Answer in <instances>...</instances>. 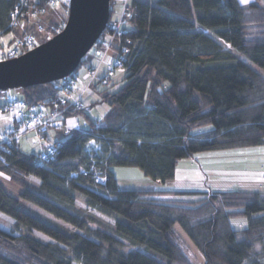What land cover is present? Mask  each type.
Here are the masks:
<instances>
[{
    "label": "trees",
    "instance_id": "1",
    "mask_svg": "<svg viewBox=\"0 0 264 264\" xmlns=\"http://www.w3.org/2000/svg\"><path fill=\"white\" fill-rule=\"evenodd\" d=\"M49 2L0 0V36L13 32L30 7L40 12ZM129 5L133 16L111 45L118 55L115 66L125 69L121 83L110 89L108 76L97 74L89 83L102 85L98 95L109 106L103 120L94 123L82 99L65 109L58 105L64 109L57 117L62 127L47 132L52 129L64 142L47 160L22 151L20 137L8 139L25 116L0 134L6 137L0 140V172L20 187L19 199L6 193L0 179V214L12 220L9 232L0 227V264H192L170 238L176 222L201 251L202 264H264V247L253 251L255 244L264 245V192L121 188L113 168L137 167L166 182L174 178L177 161L195 152L264 144V4L130 0ZM62 6V20L48 25L49 37L64 25L68 3ZM107 31L90 49L93 54L102 50ZM89 59L86 53L80 64ZM76 70L65 79L17 90L24 113L37 107L48 116L54 99L71 94ZM5 94L1 102L14 98ZM78 113L87 129H65V118ZM47 132L38 136L46 138ZM238 216L247 218L239 230L230 225Z\"/></svg>",
    "mask_w": 264,
    "mask_h": 264
},
{
    "label": "rangeland",
    "instance_id": "2",
    "mask_svg": "<svg viewBox=\"0 0 264 264\" xmlns=\"http://www.w3.org/2000/svg\"><path fill=\"white\" fill-rule=\"evenodd\" d=\"M123 0H114L112 3V13L111 18L116 17L121 9ZM242 2V0H240ZM259 3L260 0H257ZM249 2V0H248ZM64 3H60L59 7L50 6L43 7L40 12L33 11L30 7V11L25 12V18L18 20L17 25L14 26V30L19 33L18 37H23L25 34H33L34 42L30 48L46 40L49 37L50 32L48 31V25L50 22L58 23L62 20V12ZM68 8V6H67ZM67 17V15H66ZM23 23H26L25 25ZM22 24V27L20 26ZM24 26V27H23ZM13 35V34H12ZM13 39V36H11ZM104 40H107V35L105 34ZM13 44V42L11 41ZM9 44V45H12ZM4 45L2 49H5ZM10 47V46H9ZM225 47H228L227 45ZM29 48V49H30ZM28 47H25V50ZM89 56V61L80 64L77 68L76 73L78 75L75 81V88H77V93L74 96L79 97V100H83V108L88 113L89 117L94 120L92 113H95V120H99L101 114L103 116L108 112L109 106L105 102L100 101L99 90L102 85L94 81V85H89V76L87 74V66L93 65L96 67V73L98 76L107 75L108 83L106 87L110 89L115 88L116 84L121 83L124 73L119 72V67L115 66L117 61V51L110 48L104 57L100 61V55L97 53L93 54L92 50L87 53ZM95 70V69H94ZM6 96H11L14 98L21 99V94L17 90H9L5 94ZM73 97V96H72ZM99 97V99H96ZM87 105V107H85ZM0 115H7L4 112H0ZM69 119L74 120V122L79 127H84L83 121H86L83 114H73L65 118V129L69 130V125L67 121ZM8 125L0 121V134L7 128ZM24 128V127H22ZM210 128V126L203 127V129ZM202 129V128H201ZM202 129V130H203ZM55 132L50 129L47 132V137H39L36 140V135L32 132L25 130L21 133L18 141L20 149L23 151L24 144L29 146L35 144L36 148H42L40 141L52 142L57 137L60 136H50L48 133ZM56 133V132H55ZM34 153H37L33 151ZM175 176L173 179L166 182H157L147 177L142 173V171L137 167H113L117 182L121 188H160V189H170V190H184V191H227V190H243V191H259L264 192V144L254 145V146H242L228 149L219 150H205L195 152L192 157L182 158L175 164ZM177 176L184 177L185 179H177ZM1 184L3 185L6 193L15 196L20 199L17 194L20 191V187L12 183L10 180H5L0 177ZM202 184V187L196 186ZM191 185V186H189ZM188 196V195H186ZM27 204V203H26ZM30 209L32 208L34 212H38L53 222L58 224L61 223L59 220L55 219L48 213H45L38 207L27 204ZM232 221H236L233 224ZM247 221L245 217H231L230 225L234 229H241L238 227L239 224ZM12 220L8 217L0 214V227L7 230L11 229ZM66 225V224H64ZM247 225V224H246ZM245 225V226H246ZM244 226V227H245ZM243 227V228H244ZM39 237L44 238L43 235L35 233ZM238 239H241V235H237ZM171 240L180 248L185 255L188 257L192 264H202L203 255L201 251L196 248V245L192 242L187 233L183 230L179 223L173 224L170 232ZM258 244V243H257ZM255 244V245H257ZM260 251V249H258ZM261 262H264V254L261 256Z\"/></svg>",
    "mask_w": 264,
    "mask_h": 264
},
{
    "label": "water",
    "instance_id": "3",
    "mask_svg": "<svg viewBox=\"0 0 264 264\" xmlns=\"http://www.w3.org/2000/svg\"><path fill=\"white\" fill-rule=\"evenodd\" d=\"M63 27L15 57L0 60V93L69 77L107 26L110 0H69Z\"/></svg>",
    "mask_w": 264,
    "mask_h": 264
},
{
    "label": "built area",
    "instance_id": "4",
    "mask_svg": "<svg viewBox=\"0 0 264 264\" xmlns=\"http://www.w3.org/2000/svg\"><path fill=\"white\" fill-rule=\"evenodd\" d=\"M25 2V0H23ZM69 0H67L68 2ZM65 2V0H50L49 3H47L50 6H56L57 4L60 3H67ZM130 0H123L122 1V6L121 9L118 13V15L112 19H110L109 21H107V40H104V42L102 43V50L98 52V54H100V58L102 59L104 57V55L106 54V52L111 48V45L114 42V38L117 34H119L123 28V26L127 23V20H129L132 16H133V10L129 5ZM20 9H17L15 11V14L12 15L13 19L11 21V24H13L15 22V15L19 13ZM43 10V8L40 9V11ZM33 34H26L23 35V37H16L13 40V44L12 45H6V47H4L5 49H0V60L1 59H6V58H10V57H15L18 56L19 54L21 55V53H23L25 51V47H28V49L31 47V45H33L34 42V36H32ZM10 46V47H9ZM2 48V47H1ZM27 50V49H26ZM119 60L122 61L123 60V56L120 55ZM96 69L92 70L91 72H88V74H86L87 76H89V82L93 81L96 78ZM65 96V97H64ZM75 97V99H72V96L70 94H65L63 96H59L56 100L54 99L53 101V105H54V110L51 111L48 116L43 113L42 111H39L38 109H36L37 107H32L30 113L25 114L24 113V104L23 101L19 100V99H8L4 102L0 101L1 104V112H4L5 114H7L8 116H11L12 120H14L16 118V116L14 115L15 112L19 111L20 116H25L24 120H23V127L25 128V130H28L32 133H34L35 135H38L40 133H44L41 131V128H46L48 130L49 127H54L56 128H60L62 127L60 121H59V114L62 110L65 109V107L70 106V105H77V103L79 102V97L77 96H73ZM61 106L62 109L61 111H59L57 109V107ZM33 109H36L35 112H33ZM32 120H36V125H31V121ZM46 122V123H45ZM31 125V126H30ZM70 128V127H69ZM14 131L13 135L10 137L9 140L11 139H18L21 135V131H20V126L16 127L15 130V126L11 128V131ZM92 141H95L94 139H90L89 140V145L93 146V148L95 149H99V145L95 142V144H92ZM53 153L47 152L46 150H42V153H39V158L40 160H47V158L52 157ZM102 177H97L96 180L97 181H103V179H101Z\"/></svg>",
    "mask_w": 264,
    "mask_h": 264
},
{
    "label": "snow or ice",
    "instance_id": "5",
    "mask_svg": "<svg viewBox=\"0 0 264 264\" xmlns=\"http://www.w3.org/2000/svg\"><path fill=\"white\" fill-rule=\"evenodd\" d=\"M65 2H67V0H65ZM260 2L262 4H264V0H260ZM242 3H245V4L248 3V0H242ZM57 7H59V4H57ZM229 47H231V45H229ZM125 51H127V50H125ZM119 72L120 73H124L125 69L124 68H120ZM72 99H75V97H72ZM96 99H99V97H97ZM85 107H87V105H85ZM35 111H36V109H33V112H35ZM14 115L17 118H19V116H20L19 111L15 112ZM92 116L94 117V121L93 122L95 123V113H92ZM100 119L103 120V114H101ZM11 120H12L11 116L0 115V121H3V123L6 124V125H10L11 124ZM36 123H37L36 120H32L31 121V125H36ZM67 123H68V125L70 127V130L73 129V128H79V126L72 119H69L67 121ZM82 123L84 124L85 129H87V121H83ZM20 131L23 132L24 128H21ZM41 131L42 132H47V129L46 128H41ZM48 135L56 136V133L52 132V133H48ZM66 135L67 134H65V137H66ZM4 139H6V137L3 136V135H0V140H4ZM8 139H10V138H8ZM36 140H39L38 136L36 137ZM63 142H64V138L57 137L55 142H53V143H49L47 141H40L42 148H36L35 144H33L31 146H29L28 144H24L23 151L25 153H31L33 151H35L37 153H42V149H43V150H46L47 152H50V153L54 154L55 151H56V146L62 144ZM92 144H95V141H92ZM262 175H264V174H262ZM0 177H3L5 180H10L11 179V177L6 176L4 172H0ZM29 179L32 182H34L35 184H40V181L38 179H36L35 177H30ZM177 179H185V178L177 176ZM189 186H191V185H189ZM196 186L202 187L203 185L199 184V185H196ZM232 223L236 224L237 222L236 221H232ZM246 224H247V221H244V223L239 224L238 227L243 228ZM45 239H47V238H45ZM262 247H264V245L257 244V245L254 246V250L253 251L255 252L256 250L261 249Z\"/></svg>",
    "mask_w": 264,
    "mask_h": 264
},
{
    "label": "crops",
    "instance_id": "6",
    "mask_svg": "<svg viewBox=\"0 0 264 264\" xmlns=\"http://www.w3.org/2000/svg\"><path fill=\"white\" fill-rule=\"evenodd\" d=\"M24 25L26 24V23H23ZM21 27H22V24L20 25ZM24 27V26H23ZM13 34V35H12ZM18 35H19V33L17 32V30H14L13 32H8V33H5V34H3L2 36H0V47L1 46H4V45H6V44H8L10 41H12L15 37H18ZM11 36H13V39L11 38ZM20 36V35H19ZM78 76V75H77ZM87 76V75H86ZM91 85H93V84H91ZM118 84H116L114 87H116ZM80 87V85L77 87V88H79ZM77 88H75V87H72V92H71V94L70 95H72V96H74L77 92ZM83 98V97H82ZM81 98V99H82ZM82 102H83V100H82Z\"/></svg>",
    "mask_w": 264,
    "mask_h": 264
}]
</instances>
